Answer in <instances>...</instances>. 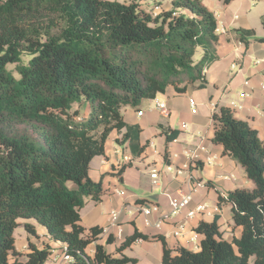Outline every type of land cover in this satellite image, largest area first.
Masks as SVG:
<instances>
[{
  "label": "trees",
  "instance_id": "1",
  "mask_svg": "<svg viewBox=\"0 0 264 264\" xmlns=\"http://www.w3.org/2000/svg\"><path fill=\"white\" fill-rule=\"evenodd\" d=\"M165 1L170 10L154 16L136 3L109 0H0V264H46L52 254L31 243L24 254L16 250L21 220L44 227L74 264H135L122 251L137 240L160 242L161 264H264V142L224 106L211 114L212 142L253 184L228 194L238 237L223 238L215 218L195 227L196 252H173L161 235L136 229L109 251L111 235L103 245L102 228L80 225L82 206L102 193L88 171L109 135L121 133L116 142L132 155L144 151L141 128L127 124L124 111L169 90L203 88L220 58L213 12L200 0ZM236 32L245 49L264 42L253 31ZM178 134L166 131V143ZM24 229L34 235L30 224Z\"/></svg>",
  "mask_w": 264,
  "mask_h": 264
},
{
  "label": "crops",
  "instance_id": "2",
  "mask_svg": "<svg viewBox=\"0 0 264 264\" xmlns=\"http://www.w3.org/2000/svg\"><path fill=\"white\" fill-rule=\"evenodd\" d=\"M155 1V8L153 5L149 9H152L154 16L170 10L168 1ZM200 1L213 12L217 25L226 28V33L220 35L217 47L220 58L206 71L204 87L200 89L193 84L188 85L182 94L172 90L157 94L156 98L166 104L165 115L153 108L152 100L143 101L136 108H127L124 121L141 128L139 144L144 146V151L140 155H132L127 143L116 142L121 133L112 132L106 140L104 155L96 156L90 162L88 176L94 182L101 181L102 193L98 201L88 199L82 206L80 225L86 230L93 226L102 228L99 243L103 245L111 235L114 242L106 246L109 251L136 229L147 235H161L173 252L178 248L196 252L201 236L194 231L195 227L199 222L210 223L215 218L223 238L229 240L240 234V228H232L230 205L220 203L218 193L226 191L229 194L235 189L250 190L253 185L246 187L248 184L241 177L238 179L240 170L237 162L223 154L222 147L212 142L211 114L218 106L229 108L236 118L247 122L264 142V90L261 89L264 85V63L256 64V61L264 59V42H251L245 49L236 32L249 30L254 32L256 38H264V0H233L226 5L221 0ZM245 81L248 82L247 86L244 85ZM242 93L249 96L241 97ZM189 98L196 103L195 113L189 108ZM138 112H142V115L138 116ZM183 124L187 125V129L181 128ZM168 130L179 131V134L176 139L166 143L165 132ZM199 146L204 150H197L195 159H191L190 151ZM124 157H128V161ZM123 165L125 168L121 176H116ZM183 165L188 168L182 169ZM151 173H156V180L151 179ZM143 177H148L149 190L139 189ZM199 181L205 184V188L192 194L190 207L202 203L207 206L206 212L186 221L181 214L155 228L153 224L159 220L160 214L169 213L166 195L191 193L194 183ZM115 190H123L125 195L118 196ZM151 204L157 205L160 212L152 214L149 217L151 225L146 226L139 207ZM113 211L119 213L115 222L110 216ZM182 222L183 228L179 231L177 225ZM24 224L34 228V235L25 231ZM14 241L16 250L23 254L27 251L28 243L38 249L48 247L52 252L64 246L54 242L46 229L32 220L19 221L14 230ZM93 251L94 245L86 248L89 256L93 255ZM161 254L160 242L139 241L122 251V255L136 259L135 264H161Z\"/></svg>",
  "mask_w": 264,
  "mask_h": 264
},
{
  "label": "built area",
  "instance_id": "3",
  "mask_svg": "<svg viewBox=\"0 0 264 264\" xmlns=\"http://www.w3.org/2000/svg\"><path fill=\"white\" fill-rule=\"evenodd\" d=\"M216 32L219 35H223L226 33V28L222 25H219V26L217 25ZM259 63H264V59L256 61V64H259ZM244 85L247 86L248 82L245 81ZM261 89L264 90V85L261 86ZM240 96L241 97H247V96H249V94L248 93H242V94H240ZM152 103H153L154 109L158 110L161 114H164V115L166 114L167 107H166L165 102L159 101L156 97H154L152 99ZM188 105H189L191 112L195 113L196 103L192 98L188 99ZM231 105L234 106L233 103ZM137 115L141 116L142 112H138ZM181 128L187 129V125L183 124L181 126ZM197 150H204V148L202 146H199L196 149H194L193 151H190L189 157L191 159H195V157H196L195 153ZM124 160L128 161V157H124ZM212 161H213V159L209 160L208 163H211ZM187 168H188L187 165L182 166V169H187ZM150 177L152 180H156L157 175H156V173H151ZM153 184H156V182L153 181ZM203 188H205V184L202 183L201 181H199V182L194 183L191 193H186V194L180 193V194L175 195V196L166 195L167 199H168L169 213L168 214H160L159 220L155 224H153V226L155 228H159L163 222H168L172 217L179 216L181 214L183 216V220L186 221V220H191V219L195 218L197 215L205 213L207 210V206L205 204L198 203L194 207H190V205L192 203V194L194 192H196L197 190L203 189ZM114 193H116L118 196H122V197L125 195L123 190H115ZM219 197H220V201L222 203H226L228 201V195H226L224 193H220ZM159 212H160V209L155 204H151L150 206H147V207H145V206L139 207V213L143 216V221H144V224L146 226L151 225V223L149 221V217L154 213L159 214ZM118 214L119 213L115 212V211L110 213L112 222H115L117 220ZM183 222L179 223L177 225V228L179 231L182 230V228H183ZM139 241H141V240H137L136 242H139ZM47 264H74V260H73V257L67 253L66 247L63 246L62 248H59L58 250L52 252Z\"/></svg>",
  "mask_w": 264,
  "mask_h": 264
},
{
  "label": "rangeland",
  "instance_id": "4",
  "mask_svg": "<svg viewBox=\"0 0 264 264\" xmlns=\"http://www.w3.org/2000/svg\"><path fill=\"white\" fill-rule=\"evenodd\" d=\"M109 1H118V2H122V3H126V4H128V3H136L139 6V9L140 10H149L151 8V6H153L155 3H157V1H155V0H109ZM27 60H28L27 58H23V62L26 63ZM235 67H237V66H234V68ZM7 68H8V70H10V71L13 72V75L14 76H16V73H15V65H8ZM238 168L240 170V175L238 176V179H240V177H241V179L244 181V183L248 184V185H246V187H251L253 184H251V182L247 179V176L245 174L244 169L239 164H238ZM142 171L145 173L144 168H143ZM147 178L146 177H143L142 178L141 184H140V187H139L140 190H143V189L144 190L145 189H148L149 190V187L150 186L148 185V181L146 180ZM148 190H146V191L149 192ZM150 190H153V189H150ZM155 190H157V189H155ZM213 190H215V189H213ZM157 192H158V190H157ZM220 193H224V194L228 195V193L226 191L225 192L220 191L218 193V195Z\"/></svg>",
  "mask_w": 264,
  "mask_h": 264
}]
</instances>
